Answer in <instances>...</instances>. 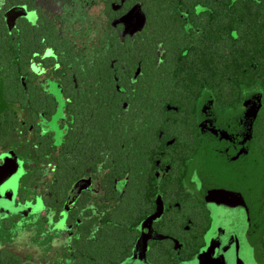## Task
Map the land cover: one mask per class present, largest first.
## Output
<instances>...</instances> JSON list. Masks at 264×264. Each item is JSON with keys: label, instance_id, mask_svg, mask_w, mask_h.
<instances>
[{"label": "flooded vegetation", "instance_id": "obj_1", "mask_svg": "<svg viewBox=\"0 0 264 264\" xmlns=\"http://www.w3.org/2000/svg\"><path fill=\"white\" fill-rule=\"evenodd\" d=\"M150 11L149 0H0V90L17 109L0 112L13 115L6 140L0 123V166L14 159L26 174L16 201L46 209L41 223L62 221L68 238L43 263L0 248V264H264V195L211 154L204 133L254 110L251 123L255 93L226 111L206 89L183 113L180 95L160 100V65L188 56L192 24L178 7L183 30L159 31L156 76L147 45L161 17ZM226 169L231 177L219 173Z\"/></svg>", "mask_w": 264, "mask_h": 264}, {"label": "trees", "instance_id": "obj_2", "mask_svg": "<svg viewBox=\"0 0 264 264\" xmlns=\"http://www.w3.org/2000/svg\"><path fill=\"white\" fill-rule=\"evenodd\" d=\"M149 3L150 12L155 14L159 10V21L164 20L162 26L154 18L157 23L150 34L153 42L147 45L149 63L146 67L156 69V76L159 74L157 68H163L166 97L160 100L175 103L176 96L180 95L182 103L178 110L183 113L191 109L199 93L206 89L212 93L215 105L226 111L238 108L246 100V92H254L256 97L252 104H255L257 113L249 124L248 133H251L249 140L257 155L264 162V0H149ZM178 7L188 10L192 24V41L186 44L189 54L181 59V63L165 60L157 66L153 46L159 31L171 35L177 28L183 30ZM168 42L172 43V39ZM141 47L138 45L137 49ZM124 52H128L127 46L118 49L122 57H125ZM188 69L199 71L189 73ZM153 84L148 91L149 101L157 100L156 94H159L157 82ZM12 116L5 114L0 120L4 140L11 132ZM150 125V130L157 129V123ZM177 126L182 131L186 124ZM175 128L173 122L164 126V130L170 132Z\"/></svg>", "mask_w": 264, "mask_h": 264}, {"label": "rangeland", "instance_id": "obj_3", "mask_svg": "<svg viewBox=\"0 0 264 264\" xmlns=\"http://www.w3.org/2000/svg\"><path fill=\"white\" fill-rule=\"evenodd\" d=\"M251 110L246 114H230L223 120L226 122H212L206 124L204 133L208 143H212V155L222 157L228 167H234L243 176L238 178L243 185L247 183L248 191L264 195V162L257 153L251 151L248 141V128L250 118L254 114ZM253 117V116H252ZM213 121H220L214 119ZM207 153V150H205ZM6 160V161H5ZM13 158L3 160L0 166V248H4L21 258L28 255L32 263H39L49 260L68 244L67 228L63 222L42 224L41 218L47 216L46 209H36L30 202L20 204L16 201L18 196L25 192L24 180L26 174L21 172L22 168L10 165L15 163ZM17 164V163H16ZM231 170L219 171L222 177H231ZM230 188L231 184H228ZM233 187H231L232 189ZM245 189V187L243 186ZM195 192V185L190 188ZM197 191V190H196ZM202 194V193H196ZM77 195L72 191L70 196ZM253 194H249L252 197ZM255 195L254 198L257 196ZM244 195L238 197L241 205L244 204ZM257 201V200H255ZM48 218L50 216H47ZM18 218V221L14 222ZM11 224L10 230L5 229V221Z\"/></svg>", "mask_w": 264, "mask_h": 264}, {"label": "water", "instance_id": "obj_4", "mask_svg": "<svg viewBox=\"0 0 264 264\" xmlns=\"http://www.w3.org/2000/svg\"><path fill=\"white\" fill-rule=\"evenodd\" d=\"M5 109H15V110H17V109L14 108L11 104L6 103V102L3 100V97H2V94H1V90H0V112H2V111L5 110Z\"/></svg>", "mask_w": 264, "mask_h": 264}, {"label": "snow or ice", "instance_id": "obj_5", "mask_svg": "<svg viewBox=\"0 0 264 264\" xmlns=\"http://www.w3.org/2000/svg\"><path fill=\"white\" fill-rule=\"evenodd\" d=\"M49 55H51V53H49Z\"/></svg>", "mask_w": 264, "mask_h": 264}]
</instances>
